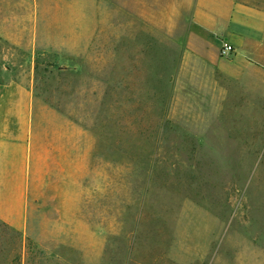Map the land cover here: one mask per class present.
Listing matches in <instances>:
<instances>
[{
    "label": "rangeland",
    "instance_id": "rangeland-1",
    "mask_svg": "<svg viewBox=\"0 0 264 264\" xmlns=\"http://www.w3.org/2000/svg\"><path fill=\"white\" fill-rule=\"evenodd\" d=\"M127 1L0 0V264H264V61Z\"/></svg>",
    "mask_w": 264,
    "mask_h": 264
},
{
    "label": "crops",
    "instance_id": "crops-1",
    "mask_svg": "<svg viewBox=\"0 0 264 264\" xmlns=\"http://www.w3.org/2000/svg\"><path fill=\"white\" fill-rule=\"evenodd\" d=\"M120 4L128 6V1L120 0ZM170 5L169 3L172 10L170 14L175 15L179 28L183 27L184 30V61L189 60L194 69L196 66L204 67L207 75L214 77L217 70L231 72L233 68H249L253 61L249 58L251 54L264 61L261 55L264 50L256 45V40L252 39V33L248 31L249 26L245 25L246 20L259 17V27L262 30L264 9L250 5L245 0H176ZM176 29L178 30L175 28V31ZM223 43H228L233 48L227 58L220 55ZM17 122L23 127V120Z\"/></svg>",
    "mask_w": 264,
    "mask_h": 264
},
{
    "label": "built area",
    "instance_id": "built-area-1",
    "mask_svg": "<svg viewBox=\"0 0 264 264\" xmlns=\"http://www.w3.org/2000/svg\"><path fill=\"white\" fill-rule=\"evenodd\" d=\"M233 48L230 44L228 43H223L221 49H220V55L223 58H227L230 56V54L232 53Z\"/></svg>",
    "mask_w": 264,
    "mask_h": 264
}]
</instances>
